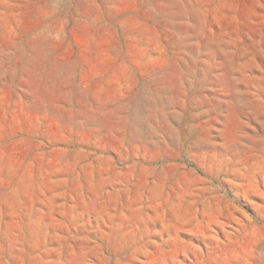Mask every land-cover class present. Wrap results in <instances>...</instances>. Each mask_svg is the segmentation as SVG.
<instances>
[{
    "label": "rangeland",
    "instance_id": "obj_1",
    "mask_svg": "<svg viewBox=\"0 0 264 264\" xmlns=\"http://www.w3.org/2000/svg\"><path fill=\"white\" fill-rule=\"evenodd\" d=\"M0 264H264V0H0Z\"/></svg>",
    "mask_w": 264,
    "mask_h": 264
}]
</instances>
